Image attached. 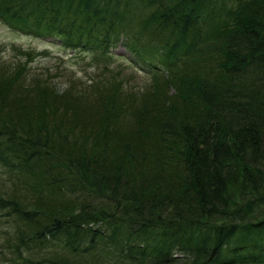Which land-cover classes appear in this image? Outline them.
Wrapping results in <instances>:
<instances>
[{
	"label": "trees",
	"instance_id": "1",
	"mask_svg": "<svg viewBox=\"0 0 264 264\" xmlns=\"http://www.w3.org/2000/svg\"><path fill=\"white\" fill-rule=\"evenodd\" d=\"M0 20L94 67L61 88L0 51V264H264V0H0Z\"/></svg>",
	"mask_w": 264,
	"mask_h": 264
},
{
	"label": "rangeland",
	"instance_id": "2",
	"mask_svg": "<svg viewBox=\"0 0 264 264\" xmlns=\"http://www.w3.org/2000/svg\"><path fill=\"white\" fill-rule=\"evenodd\" d=\"M0 51L6 60H13L18 56L24 58L25 52H31L28 57L29 65L36 71L48 69L57 74L59 78L56 82L61 88H65V82L68 81L66 74L83 80H88L94 75L90 54L65 49L51 37L43 38L15 31L1 20ZM114 52L119 61L131 66L132 57L123 45H119ZM131 69L133 68L130 67V72H132ZM132 75L136 81H139L140 77L133 73Z\"/></svg>",
	"mask_w": 264,
	"mask_h": 264
}]
</instances>
